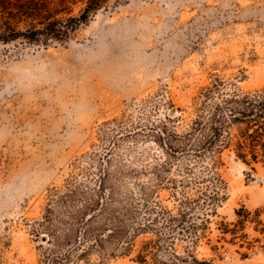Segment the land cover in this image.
Returning <instances> with one entry per match:
<instances>
[{
    "label": "rangeland",
    "instance_id": "374dc122",
    "mask_svg": "<svg viewBox=\"0 0 264 264\" xmlns=\"http://www.w3.org/2000/svg\"><path fill=\"white\" fill-rule=\"evenodd\" d=\"M262 89L264 0H109L64 40H0V264H44L91 216L90 230H129L132 249L79 256L81 240L69 264H155L136 260L154 235L133 230L145 205L180 198L207 218L197 258L264 264V162L174 140L203 104Z\"/></svg>",
    "mask_w": 264,
    "mask_h": 264
},
{
    "label": "trees",
    "instance_id": "16d2710c",
    "mask_svg": "<svg viewBox=\"0 0 264 264\" xmlns=\"http://www.w3.org/2000/svg\"><path fill=\"white\" fill-rule=\"evenodd\" d=\"M108 1L0 0V40L7 41L20 36L26 39L64 40L88 22ZM78 4L82 6L74 15L73 7ZM209 95H205V101ZM174 140L177 143L175 151L181 154L193 153L213 158L223 148L233 144L236 157L244 163L264 162V89L242 94L224 93L211 104H203L202 114L192 121L189 131L181 136L175 135ZM99 191L101 186L98 187ZM215 196L207 197L210 207L214 205ZM144 209V222L137 230H133V236L151 232L154 237L141 243L136 254L138 262L144 263L149 258L155 264H217L214 259L197 258L191 250L205 237L203 229L207 221L204 217H200L198 223L195 221L197 217L192 215L193 201L180 198L175 211L160 205H145ZM92 217L82 220L85 228L76 230L75 237L69 234L64 243H58L63 250L60 255L50 251L46 253L44 264H69L77 252L75 250L81 249V240L83 243L92 240L93 245L82 248L79 256H86L94 247L104 250L110 246L112 251L117 252L132 249L129 230H90L88 227ZM237 227L238 222L234 223L233 228L225 225L220 232L235 237ZM176 241L186 243L181 251L176 250ZM160 255L165 256L166 261H160Z\"/></svg>",
    "mask_w": 264,
    "mask_h": 264
},
{
    "label": "water",
    "instance_id": "95a60500",
    "mask_svg": "<svg viewBox=\"0 0 264 264\" xmlns=\"http://www.w3.org/2000/svg\"><path fill=\"white\" fill-rule=\"evenodd\" d=\"M170 114H173V111H171V113Z\"/></svg>",
    "mask_w": 264,
    "mask_h": 264
}]
</instances>
